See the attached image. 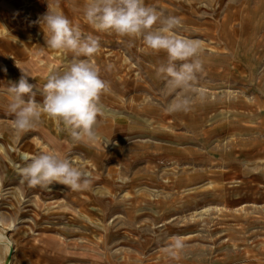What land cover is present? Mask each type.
<instances>
[{
	"label": "rangeland",
	"instance_id": "obj_1",
	"mask_svg": "<svg viewBox=\"0 0 264 264\" xmlns=\"http://www.w3.org/2000/svg\"><path fill=\"white\" fill-rule=\"evenodd\" d=\"M86 3L0 0V87L18 83L16 64L42 86L73 60L46 46L48 8L99 39L87 59L110 86L94 143L73 141L46 115L17 132L0 94L9 264H264V0H145L181 19L179 35L201 42L203 72L188 112L166 110L178 94L156 74L166 53L95 31ZM42 151L90 171L92 185L73 191L54 183L49 191L22 183L23 157ZM173 236L186 247L170 256Z\"/></svg>",
	"mask_w": 264,
	"mask_h": 264
},
{
	"label": "clouds",
	"instance_id": "obj_2",
	"mask_svg": "<svg viewBox=\"0 0 264 264\" xmlns=\"http://www.w3.org/2000/svg\"><path fill=\"white\" fill-rule=\"evenodd\" d=\"M83 15L97 32L140 38L147 48L166 53L167 60L157 67L156 74L166 86L178 90L166 110H191L192 97L188 93L198 91V76L203 72L204 63L201 53L204 50L200 41L176 32L182 23L179 17L163 16L155 7L147 6L145 0H87ZM41 23L46 29V46L52 50L69 51L74 58L63 71L50 73L42 86L29 83L28 78L33 77L30 71L16 64L22 73L18 83L0 87V94L8 98L7 113L13 116L12 127L24 134L33 130L46 115L57 120L73 141L94 143L99 139L98 118L105 115L101 96L110 87L101 78L100 69L87 59L100 50V41L91 34L84 35L79 25L50 8ZM37 93L42 96V101L36 100ZM23 160V165L18 167V175L22 183L31 187L39 186L51 191L50 186L58 183L78 191L88 189L94 181L90 171L54 151L26 155ZM7 223V219L0 215V252H10L13 244L4 227ZM171 241L166 248L170 256L186 247L179 236H173Z\"/></svg>",
	"mask_w": 264,
	"mask_h": 264
},
{
	"label": "bare ground",
	"instance_id": "obj_3",
	"mask_svg": "<svg viewBox=\"0 0 264 264\" xmlns=\"http://www.w3.org/2000/svg\"><path fill=\"white\" fill-rule=\"evenodd\" d=\"M0 33H2V32H0ZM11 253H12V251H10V252H6V251L5 252H0V264H9L10 263V259H11Z\"/></svg>",
	"mask_w": 264,
	"mask_h": 264
}]
</instances>
